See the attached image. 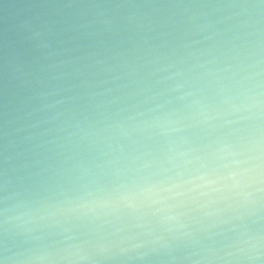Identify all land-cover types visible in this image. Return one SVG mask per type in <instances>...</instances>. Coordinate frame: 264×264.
Here are the masks:
<instances>
[{
  "label": "clouds",
  "instance_id": "9594fccd",
  "mask_svg": "<svg viewBox=\"0 0 264 264\" xmlns=\"http://www.w3.org/2000/svg\"><path fill=\"white\" fill-rule=\"evenodd\" d=\"M12 7L0 264H264V0Z\"/></svg>",
  "mask_w": 264,
  "mask_h": 264
},
{
  "label": "water",
  "instance_id": "95a60500",
  "mask_svg": "<svg viewBox=\"0 0 264 264\" xmlns=\"http://www.w3.org/2000/svg\"><path fill=\"white\" fill-rule=\"evenodd\" d=\"M19 0H3L5 7L0 8V28L4 26V18L14 11L13 4L18 3Z\"/></svg>",
  "mask_w": 264,
  "mask_h": 264
}]
</instances>
